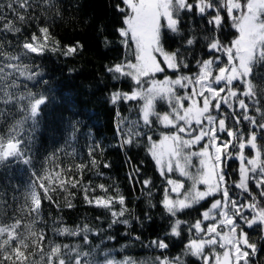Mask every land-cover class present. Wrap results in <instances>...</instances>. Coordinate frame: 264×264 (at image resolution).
Listing matches in <instances>:
<instances>
[{
    "label": "snow or ice",
    "instance_id": "1",
    "mask_svg": "<svg viewBox=\"0 0 264 264\" xmlns=\"http://www.w3.org/2000/svg\"><path fill=\"white\" fill-rule=\"evenodd\" d=\"M43 5L51 6L50 0H8L7 8L14 14L15 22L0 13L2 30L21 33L17 22L27 23L36 18L28 9H40L43 13ZM112 7L122 24L115 31L121 38L120 43L130 49L132 59L125 58L106 70L115 80L130 78L135 87L131 92L119 89L112 92L110 103L131 101L139 117L130 121L132 127L126 130L117 125L118 132H126L121 147L134 142L139 144L136 138L143 137L146 152L164 178L167 187L163 189L160 203L172 218L166 236L179 237L181 225L196 235V238L189 239L180 256L157 258L156 264H185L182 257L189 255L199 258L202 264H251L250 257L256 255L258 248L255 242H250L243 228H259L261 239H264V205L260 203L264 200V145L257 144L258 139L264 141V105L261 103L264 101V71H261L264 68V0H118ZM185 15L205 20L211 26L210 34L198 37L195 29L189 27L185 36L181 30ZM226 18L237 33L229 44L222 43L217 35ZM39 31L43 35L33 33L30 38H25L18 45L21 51L16 54L4 50V44H10V41L0 42V122L20 113L19 119L13 118L11 123H5L0 132V165L32 163L20 135L27 122L31 121L32 129L37 126L41 107L49 98L43 93L27 90L26 86L25 91L20 90L18 77L36 81L42 75L32 72L22 58L43 54L46 50H59L48 48L50 35L47 27ZM168 33L183 37L181 48L194 47L200 39L205 41L208 58L195 60L196 72L182 73L181 70L189 65L180 49L165 50L163 41ZM110 43L105 39L104 46ZM82 48L83 45L77 42L64 49L63 54L72 55ZM168 70L175 78L167 75ZM156 74H163V79H157ZM254 78L259 85L253 83ZM39 82L45 83L43 80ZM157 101L166 104L168 111L157 112ZM224 108L228 111L225 112ZM154 121L169 129L167 133H161L158 140L150 134L155 131ZM76 131L73 124L69 146ZM221 134L228 139H222ZM201 144L202 147L194 150ZM246 147L254 151L252 157L245 156ZM194 158L196 164H193ZM233 158L239 162L237 181L226 178L227 162ZM91 163L96 165L95 160ZM76 167L82 170L86 166ZM134 171L138 172V169ZM64 172L65 169L61 168L58 171L44 169L41 175L33 173L35 179L29 183L24 203L11 209V214L0 206V264H136L131 258L117 261L109 258L108 252L101 250L98 253L99 244L91 251L86 250L84 246L91 243L89 234L101 235L88 224L70 227L53 218L52 232L56 236L79 237L83 243L61 244L53 239L46 240L45 230L37 227L38 224H47L42 215V196L55 203L49 193L62 190L68 193L64 207L71 208L74 205L69 198L72 196L69 187H80L87 204L103 208L110 214L108 228L117 223H130L128 219H122L126 213H131L119 190L114 196L109 195L105 185L92 187L91 182L85 185L82 178L72 179ZM174 172L190 182L187 189L182 179L171 178L170 174ZM250 182L259 190L260 200L253 195ZM142 183L147 187L152 181L145 179ZM97 188L103 190L107 198H90L89 192L95 193ZM230 188L238 190L239 197L247 194L250 199L239 198L236 191L230 194ZM209 199L211 203L200 212L199 219L189 223L177 218L178 213L191 210ZM149 204L155 207L151 201ZM115 205H120L119 210ZM145 218L151 219L147 215ZM107 239L115 237L108 236ZM151 245L158 249L168 248L163 239L153 240ZM98 254L101 259H97Z\"/></svg>",
    "mask_w": 264,
    "mask_h": 264
},
{
    "label": "trees",
    "instance_id": "2",
    "mask_svg": "<svg viewBox=\"0 0 264 264\" xmlns=\"http://www.w3.org/2000/svg\"><path fill=\"white\" fill-rule=\"evenodd\" d=\"M7 2L8 0H0V5H3L0 13L15 22L14 14L7 8ZM116 2L118 0H50L51 6L43 5V13L40 9H28L36 18L29 19L27 23L17 22L22 29L21 33H8L0 26V42H11L4 44L6 52L19 53L21 49L18 45L33 33L42 36L39 29L44 27L48 28L50 35L48 48L59 49L46 50L43 54H31L28 58H22V62L29 65L32 72L42 75L36 81L18 77L20 90L25 91L26 86L27 90L43 93L49 99L46 105L41 107L37 126L32 129L31 121L27 122L20 135L24 146L30 152L31 165L20 162L0 165V206L7 208L11 214V209H16L24 203L29 183L35 179L33 173L41 175L44 169L58 171L63 168L65 176L72 179L82 178L85 185L89 182L92 187L105 185L109 195L114 196L119 190L125 197V204L131 213H126L122 219H128L130 223H117L108 228L110 214L103 208L87 204L80 187H69V192L72 193L69 198L74 205L71 208L64 207V198L68 193L62 190L49 193L55 203L43 199L42 196V215L47 224H38L37 227L45 230L46 240L53 239L61 244L83 243L79 237L56 236L52 232L53 218L70 227L88 224L92 229L99 230L101 235L90 233L91 243L84 246L86 250L91 251L99 244L98 253L101 250L108 252L109 258L117 261L131 258L136 264H156L157 258L180 256L189 239L196 238V235L189 233L187 228L181 225L179 237L166 236L170 231L172 218L165 213L160 203L163 189L167 187L164 178L152 157L146 152L143 137L136 138L139 144L134 142L121 147V139L126 138V132H118L117 125L121 130H126L127 119L139 117L131 101L110 103L112 92L117 89L130 92L134 87L130 78L115 80L106 70L125 58L132 59L130 49L120 43L121 38L115 31L116 28L122 27L117 18L118 14L112 7ZM184 22L181 30L185 36L189 27L195 29L198 37L210 34L211 26L200 17L185 15ZM217 35L222 43L229 44L237 33L230 27V21L226 18L224 27ZM105 39L111 42L107 47L104 46ZM182 40V36L168 33L163 44L169 51L180 49L184 53L189 67L182 69V73H194L197 71L195 60L208 58L205 41L200 39L194 47L181 48ZM77 42L83 45L82 49L72 55L63 54L64 49L76 45ZM261 71H264V68ZM40 80L45 83H40ZM253 83L260 84L255 78ZM245 101L248 103V98H245ZM261 103L264 105V101ZM249 107L251 110V104ZM156 108L162 110L167 108V105L157 101ZM224 111L227 112L228 109L224 108ZM13 112L15 113L14 108ZM13 118L19 119L20 113H15ZM13 118L0 122V132L4 130L5 123H11ZM246 123L242 122L244 125ZM73 124L77 131L69 146V133ZM153 127L155 131L150 133L153 139L159 137L161 131H169L155 121ZM140 131L145 129L140 128ZM223 136L228 139L226 135ZM257 144L264 145V141L258 139ZM92 160L96 161L95 166L92 165ZM237 162L238 160L233 158L228 164L226 177L229 181L237 179ZM105 164L109 166L105 167ZM77 165L86 167L78 170ZM136 169L138 172L134 171ZM170 175L174 176L173 173ZM145 179H150L152 184L145 187L142 183ZM249 187L253 195L260 200L259 190L251 182ZM231 190L233 192L234 189ZM39 191L42 193V190ZM93 196H105V193L97 188L95 193L89 192V197ZM242 199L250 197L244 194ZM149 201L155 207H151ZM209 202L210 200L201 202V205H196L191 210L178 213L177 218L191 223L200 218V212L208 207ZM260 203L264 205V200H260ZM57 204L60 206L57 207ZM114 207L119 210L120 205ZM146 215L151 219H146ZM136 217H139V220ZM244 228L250 242H255L258 248L255 257H252V264H264V239H261L260 229L253 230L246 226ZM108 236L115 239L108 240ZM157 239H163L168 248L158 249L152 246L151 241ZM101 258L98 254L97 259ZM182 259L185 264H202V261L194 256H184Z\"/></svg>",
    "mask_w": 264,
    "mask_h": 264
},
{
    "label": "rangeland",
    "instance_id": "3",
    "mask_svg": "<svg viewBox=\"0 0 264 264\" xmlns=\"http://www.w3.org/2000/svg\"><path fill=\"white\" fill-rule=\"evenodd\" d=\"M164 48H165V46H164ZM165 50L166 51H169L168 49H166L165 48ZM169 52H171V51H169ZM183 74H192V73H183ZM215 74V73H214ZM167 75H169V76H173V78H175L174 77V75H173V73H172V71H170V70H168L167 71ZM156 78L157 79H163V74H156ZM134 87H135V85H134ZM133 87V88H134ZM145 87H147V85H145ZM131 92V91H130ZM223 95V94H222ZM156 106H157V104H156ZM156 111L157 112H160V113H164V112H167L168 111V107L167 108H164V109H162V110H158L157 108H156ZM215 114V113H214ZM133 120H137V118H134V117H130V118H128L127 119V121H126V126L129 128V127H132V125L130 124V121H133ZM133 130H135V129H133ZM168 131H161L160 132V134L161 133H167ZM225 136H223L222 134H221V138L222 139H227V138H224ZM160 138V135H159V137H157V138H155L154 140H158ZM203 145L201 144V145H198L197 146V148L196 149H194V150H197V149H199L200 147H202ZM244 153H245V156H247V157H252L253 155H254V151L253 150H250L249 148H248V151H247V147L245 148V150H244ZM235 159V158H234ZM231 160V159H230ZM230 160L228 161V162H230ZM197 163V161H196V159L194 158L193 159V164H196ZM238 163V168H239V162H237ZM173 177H171V178H173V179H182L183 180V182H184V184H185V189H187L188 188V186H189V181L186 179V178H182V177H180V175H179V173L178 172H174L173 173ZM227 178V177H226ZM239 179V177H238V175H237V179L235 180V181H237ZM201 189H203V186H201ZM229 191H230V194L232 193V190H231V188L229 189ZM233 191H236L237 192V195H238V197H239V191L238 190H233ZM173 195V198H175V194H172ZM244 197V196H243ZM217 198H219V197H217ZM239 198H242V197H239ZM210 200V202H209V204L211 203V199H209ZM208 204V205H209ZM243 230L245 231V232H247V230L245 229V228H243ZM238 232H239V229L237 230ZM218 251H220V249H217ZM252 257H255V256H251L250 257V259L252 260ZM251 264H252V262H251Z\"/></svg>",
    "mask_w": 264,
    "mask_h": 264
},
{
    "label": "flooded vegetation",
    "instance_id": "4",
    "mask_svg": "<svg viewBox=\"0 0 264 264\" xmlns=\"http://www.w3.org/2000/svg\"><path fill=\"white\" fill-rule=\"evenodd\" d=\"M228 164H229V162H227V167H228Z\"/></svg>",
    "mask_w": 264,
    "mask_h": 264
}]
</instances>
